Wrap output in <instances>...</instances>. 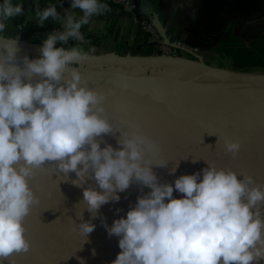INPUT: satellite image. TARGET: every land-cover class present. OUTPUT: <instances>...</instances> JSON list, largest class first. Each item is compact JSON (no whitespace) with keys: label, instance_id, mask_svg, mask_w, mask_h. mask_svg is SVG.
<instances>
[{"label":"clouds","instance_id":"clouds-1","mask_svg":"<svg viewBox=\"0 0 264 264\" xmlns=\"http://www.w3.org/2000/svg\"><path fill=\"white\" fill-rule=\"evenodd\" d=\"M109 11L104 0H70L63 15L55 4L36 5L37 25L51 18L62 27L49 32L40 55L29 59L18 56V39L2 35L7 21L23 14V2L0 0V264H15L10 257L30 248L23 222L37 197L29 179L48 163L64 176L75 173L77 187L95 181L100 191L82 189L92 219L133 182L150 189L125 216L103 223L109 237H118L120 252L111 264H258L264 260V182L205 161L207 167L161 183L153 166L169 161L153 162L157 143L132 122L113 130L101 115L104 94L82 83L71 67L88 57L82 26ZM116 131L118 147H101L97 137ZM239 148L224 142L233 156ZM174 190L182 195L174 197ZM78 217L85 242L96 225Z\"/></svg>","mask_w":264,"mask_h":264},{"label":"water","instance_id":"water-1","mask_svg":"<svg viewBox=\"0 0 264 264\" xmlns=\"http://www.w3.org/2000/svg\"><path fill=\"white\" fill-rule=\"evenodd\" d=\"M28 51L40 55V48L29 46ZM85 59L71 67L78 68L82 83L104 94L102 116L109 120L113 130H124L127 123H135L140 130L157 143L159 151L153 157L169 161L167 167L153 166L161 183H172L174 174H169L176 161L177 141L180 137L194 141L207 148L224 168L235 171L238 175H246V164L240 152L233 156L224 150L225 141L238 142V132L253 126L264 124V104L244 105L222 102L208 97H201L179 89L184 77L191 71L203 72L213 81H220L241 87L264 89V75L236 73L208 66L200 61H178L168 59H142L122 62L125 66H152L176 68L177 72L169 80L164 81V74L152 76L123 74L104 71L105 65L87 67ZM86 65V66H85ZM83 66V67H82ZM67 76V71L65 72ZM202 77V76H200ZM120 133L104 135V142L118 147L116 139ZM75 173L68 177L56 170L52 163L36 169L29 179L37 199L64 191L82 190L96 187L95 181L88 179L85 184L77 187L71 183ZM147 187L133 182L125 192L118 193L125 200L122 216L133 206L138 196L149 192ZM173 196L178 198L173 192ZM111 226V224L109 225ZM25 234L49 240L81 244L90 248H103L118 244V237H109L105 228L94 230L85 240L77 229L70 228H40L26 230ZM258 264H264L260 260Z\"/></svg>","mask_w":264,"mask_h":264},{"label":"crops","instance_id":"crops-1","mask_svg":"<svg viewBox=\"0 0 264 264\" xmlns=\"http://www.w3.org/2000/svg\"><path fill=\"white\" fill-rule=\"evenodd\" d=\"M130 1L135 7L134 15L152 20L158 33L196 48L198 61L221 70L264 75V70L252 71L264 69V0ZM22 2L23 14L7 21L2 35L18 39V56L34 59L39 55L28 51L27 47L40 48L49 32L62 27L51 18L43 26L37 25L35 6L43 9L55 4L63 15L70 2L64 6H58L53 0ZM75 11L77 15L81 14L79 10ZM81 32L85 37L81 46L88 52L87 67L125 66L122 62L149 59L154 52L153 39H141L143 36L139 28L132 25L131 15L117 7L92 17L87 25L82 26ZM75 44L79 42L70 41L69 46ZM135 67L150 68L153 75L166 71L145 65Z\"/></svg>","mask_w":264,"mask_h":264},{"label":"bare ground","instance_id":"bare-ground-1","mask_svg":"<svg viewBox=\"0 0 264 264\" xmlns=\"http://www.w3.org/2000/svg\"><path fill=\"white\" fill-rule=\"evenodd\" d=\"M130 68L132 67H100V69L108 72L132 74ZM176 72V68H169L164 74V81H169ZM153 74L154 72H151L150 68H145L137 75L152 76ZM179 89L222 102L244 105L264 104V89L213 81L198 70L186 74ZM238 135L239 149L246 164V175L252 176L257 182H264V124L243 129L238 132ZM205 161L214 164L216 167H223L207 148L180 137L177 141L174 164L178 163V167L174 173V179L182 174H192L207 167ZM175 194L178 198L182 195L176 191ZM82 199V190L64 191L37 199L31 206L29 215L24 219L25 229H77L76 224L81 222V217L78 216L82 213V219L90 220L96 225L94 230H98L104 228L103 223L110 225L113 220L120 218L125 205L124 198L120 196L118 202L102 205L98 210L97 217L92 219L90 213L85 209L86 205ZM25 236L29 241L30 248L27 252L13 254L10 257L15 264H81V261L83 264H111L120 252L118 244L103 248H90L81 244L49 240L29 234H25ZM93 250L95 254H93ZM3 264H8V261L5 260Z\"/></svg>","mask_w":264,"mask_h":264},{"label":"built area","instance_id":"built-area-1","mask_svg":"<svg viewBox=\"0 0 264 264\" xmlns=\"http://www.w3.org/2000/svg\"><path fill=\"white\" fill-rule=\"evenodd\" d=\"M57 1L60 3V6H64L70 2V0ZM104 2L129 13L132 17V25L139 28L141 35L153 39L154 52L150 58L178 60L182 62L198 61L196 48L183 41L172 40L165 35L158 33L155 30L152 20L137 18L133 13L135 7L130 0H104Z\"/></svg>","mask_w":264,"mask_h":264},{"label":"rangeland","instance_id":"rangeland-1","mask_svg":"<svg viewBox=\"0 0 264 264\" xmlns=\"http://www.w3.org/2000/svg\"><path fill=\"white\" fill-rule=\"evenodd\" d=\"M130 69H132L131 70L132 71L131 73L133 75H137V74L141 73L145 68H143V67H132ZM259 70H264V69H258V70H252V71H259Z\"/></svg>","mask_w":264,"mask_h":264},{"label":"trees","instance_id":"trees-1","mask_svg":"<svg viewBox=\"0 0 264 264\" xmlns=\"http://www.w3.org/2000/svg\"><path fill=\"white\" fill-rule=\"evenodd\" d=\"M58 6H60V3L57 1V0H53ZM109 7H110V9H112V8H115L116 9V7H114L113 5H109ZM141 33V32H140ZM145 37V36H144ZM144 37H141V39H143Z\"/></svg>","mask_w":264,"mask_h":264},{"label":"snow or ice","instance_id":"snow-or-ice-1","mask_svg":"<svg viewBox=\"0 0 264 264\" xmlns=\"http://www.w3.org/2000/svg\"><path fill=\"white\" fill-rule=\"evenodd\" d=\"M125 123H129V122H125Z\"/></svg>","mask_w":264,"mask_h":264}]
</instances>
